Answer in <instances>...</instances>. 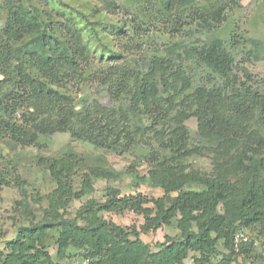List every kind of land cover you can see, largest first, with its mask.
<instances>
[{"label":"rangeland","instance_id":"obj_1","mask_svg":"<svg viewBox=\"0 0 264 264\" xmlns=\"http://www.w3.org/2000/svg\"><path fill=\"white\" fill-rule=\"evenodd\" d=\"M205 95L223 104L206 128ZM256 210L264 0H0V264H157L214 216L243 235L237 254L216 238L213 263L264 264Z\"/></svg>","mask_w":264,"mask_h":264},{"label":"trees","instance_id":"obj_2","mask_svg":"<svg viewBox=\"0 0 264 264\" xmlns=\"http://www.w3.org/2000/svg\"><path fill=\"white\" fill-rule=\"evenodd\" d=\"M38 10V9H37ZM40 21L37 19H33L32 20V25L34 28H37L39 26ZM51 37L52 39L58 41V37H53L51 36V32L50 29H48L47 33L44 34L43 36L41 35L40 37H38L39 40V45L41 48H44L46 44L51 43ZM49 41V42H48ZM28 74H30L26 67L24 72L20 73V78L23 80H30V82L33 81V78L31 79ZM23 75V76H22ZM31 75V74H30ZM34 90H38L37 87L34 88ZM206 99L205 102L203 104V110H202V114L201 116V124L202 127H208L210 124H212L214 121H220L222 122L223 120V114L220 112L219 108L221 109L223 108V104H219L217 101H215L212 97H208V95H205ZM201 97V96H200ZM14 99H17V97H14ZM221 101L223 102V100L221 99ZM203 103V102H202ZM214 113V118H212L211 114ZM213 126V124H212ZM13 133H18L21 130H19L18 128L16 129H12L11 130ZM23 131V128H22ZM209 183V182H208ZM207 183V184H208ZM211 187L216 188V184L215 182H211L210 184H208ZM87 189H89L90 191L92 190L91 185H90V181L87 183ZM111 192L113 193V198L108 199L105 202V206L112 208L115 205L119 204L120 199L117 196V190L116 189H111ZM224 194L223 193H217L216 196H213L211 198H209V202L210 205L214 204L216 205L221 199H223ZM143 198L141 199H131V201L129 202L128 200H123L122 204L125 206H130V207H141L143 205ZM191 206V205H190ZM160 207V212H158L157 216L155 217H147V225H149L150 227H157L159 225H161V221L163 220H168L169 216L164 212L163 210V204L160 203L159 204ZM168 210V209H167ZM182 213L187 214L188 212L184 211L183 208H181ZM184 214V216H185ZM257 214V215H255ZM262 215H264V211H254L253 216H249L248 220L250 221H254L255 219H258V217L260 218ZM183 216V217H184ZM205 222L201 221L200 225H199V231H191L188 233L187 237L179 244L181 247H175L174 245H168L167 247L163 246V249L165 250L164 254L159 256V260L160 262H158L157 264H175L176 262H181L187 251L189 250H194V251H199L200 253V257L198 258V264H227L226 258H227V254H224L223 258L221 259L220 262L218 263H213L211 261V258L213 256V254L217 253L218 250L215 247V242H216V238L218 237H225L227 239V245L230 246V248L232 249V251L234 253H238L240 251V242L237 243L235 241V237H236V233H233L232 238L229 237V235L226 232H223L225 230V223L223 221L219 220L218 216H214L208 226L204 225ZM112 230L117 234V235H121V236H126V234L128 232H125V230L115 224H110ZM143 228H146V226H144ZM211 232H216L217 236L216 237H212ZM25 235V233H24ZM21 237H18L17 239L13 240V242H20ZM241 241V240H240ZM229 243V244H228ZM24 244H26V241L24 242ZM22 247H27V246H22ZM220 253V252H218ZM22 262L25 259V257L29 258V261H31L33 263V261H36V256L33 255H22ZM131 259H133V255L130 256ZM126 263H128V261H126ZM137 263V262H136ZM14 264V263H13ZM142 264V263H140Z\"/></svg>","mask_w":264,"mask_h":264},{"label":"built area","instance_id":"obj_3","mask_svg":"<svg viewBox=\"0 0 264 264\" xmlns=\"http://www.w3.org/2000/svg\"><path fill=\"white\" fill-rule=\"evenodd\" d=\"M242 235H243L242 233L236 234L235 241H236L237 243H239L240 240L242 239Z\"/></svg>","mask_w":264,"mask_h":264}]
</instances>
